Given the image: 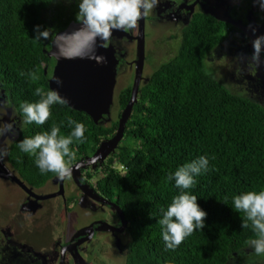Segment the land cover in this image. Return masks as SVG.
<instances>
[{
    "label": "trees",
    "instance_id": "16d2710c",
    "mask_svg": "<svg viewBox=\"0 0 264 264\" xmlns=\"http://www.w3.org/2000/svg\"><path fill=\"white\" fill-rule=\"evenodd\" d=\"M56 1L0 0V87L22 120L20 105L40 99L35 89L51 90V38H36L37 26L56 33L77 20L79 7L62 6L60 0L52 20L46 11ZM226 26L208 15L185 29L176 54L156 65L149 81L141 85L123 138L104 161L102 186L131 222L125 264H227L236 253L245 256L246 241L256 238L251 226L241 227L243 214L231 205L237 194L264 190V105L250 95L245 80L235 82L238 88H233L207 60L225 39ZM131 92L129 81L118 93L112 119L103 123L66 103L51 106L45 124L24 125L11 151L13 164L36 186L57 175L42 174L36 157L21 151L18 144L25 137L50 132L53 125L60 127L61 135L70 134L69 116L85 125L87 138L70 145L75 152L70 162L92 155L115 133ZM200 156L208 157L209 170L196 176L197 183L186 191L196 195L207 212L205 227L175 250L166 249L158 220L181 191L168 176Z\"/></svg>",
    "mask_w": 264,
    "mask_h": 264
},
{
    "label": "flooded vegetation",
    "instance_id": "af4514ba",
    "mask_svg": "<svg viewBox=\"0 0 264 264\" xmlns=\"http://www.w3.org/2000/svg\"><path fill=\"white\" fill-rule=\"evenodd\" d=\"M60 1L62 6L76 7L80 2ZM55 10L57 2L51 9V19L57 13ZM208 15L227 26L225 39L217 44L207 60L217 68L220 65L217 66L215 60L225 64L231 62L226 72L218 69V73L225 80L229 77L245 80L250 95L264 105V52L254 75L249 67L253 41L264 35V8L259 0H160L158 7L138 22L135 32L114 30L108 46L118 59L117 82L121 73L129 79L126 70H130L133 86L141 47L140 87L148 82L154 67L176 54L185 29L196 18L207 19ZM51 60L55 65V59ZM0 101L10 104L6 115L0 113V122H12L16 132L0 138V146L9 152L0 160V233L4 235L0 236V264H117L116 257L120 264H125L130 254L131 222L102 186L101 180L106 176L105 162L88 164L77 171L74 165L80 161L86 164V158L92 156L83 155L69 162L74 169L71 178L60 179L54 175L39 186L30 183L13 164L11 155L13 145L22 135V117L1 87ZM57 192L62 194L54 195ZM75 209L86 215V221L79 224L77 220H69ZM14 233H25L24 238L19 239ZM249 250L245 248L247 253L243 257L236 253L227 264L264 262L263 258H246L253 253Z\"/></svg>",
    "mask_w": 264,
    "mask_h": 264
},
{
    "label": "clouds",
    "instance_id": "9594fccd",
    "mask_svg": "<svg viewBox=\"0 0 264 264\" xmlns=\"http://www.w3.org/2000/svg\"><path fill=\"white\" fill-rule=\"evenodd\" d=\"M264 8V0H259ZM160 0H80L77 21L81 27L73 33L56 34L51 29L40 30L37 26L36 38L47 40L51 38L56 45V53L65 59H92L99 64L107 63V58L98 54V47L107 48L114 30L135 32L138 22L146 18L158 7ZM101 43H97V41ZM253 54L249 67L254 75L260 63L261 53L264 52V35L257 36L253 41ZM23 74V73H22ZM32 79L36 77L33 74ZM59 83V79L57 78ZM35 96L40 97L36 102H25L20 105L24 125L45 124L52 115L51 106L65 104L66 100L57 90L45 93L37 87ZM10 106L7 101H0V113L6 115ZM15 113V110H13ZM71 132L60 134V127L53 125L50 132L37 133L25 137L18 144L21 151L36 157L35 163L40 172L56 173L58 178H71L70 161L75 159V152L70 149L74 142L85 143V125L76 122L72 117L67 118ZM16 134L12 122H0V138L8 134ZM9 155L8 149L0 146V160ZM67 158V159H66ZM209 170V159L200 156L198 159L178 167L170 173L168 180H174L180 194L175 196L163 216L158 220L162 226V238L166 249L175 250L184 240L196 230H203L206 224L207 212L198 204V197L188 191L197 183L195 177ZM226 204L227 201H222ZM233 209L242 213L243 229L251 226L256 238L246 241L256 255H264V190L246 191L233 197Z\"/></svg>",
    "mask_w": 264,
    "mask_h": 264
},
{
    "label": "water",
    "instance_id": "95a60500",
    "mask_svg": "<svg viewBox=\"0 0 264 264\" xmlns=\"http://www.w3.org/2000/svg\"><path fill=\"white\" fill-rule=\"evenodd\" d=\"M214 15L223 19V17L217 16L215 13ZM80 27L81 24L79 22L72 21L65 29L56 34L73 33ZM97 43L101 42L98 40ZM56 51V45H53L51 42L48 56L54 58L56 63L52 76L49 78L50 89L57 90L65 98L68 106L75 110L86 112L96 123H103L101 120L109 121L114 103V90L117 84L118 72V59L113 49L109 46L107 48L98 47V54H102L107 58V63L105 64H99L95 60L87 58L65 59L59 57ZM141 52H143V47L139 48L140 60L135 70L131 97L121 112L115 134L100 143L94 154L86 158V164L82 161L75 164V170L80 171L81 167H86L88 164L102 163L110 154L116 151L119 142L123 138L133 107L138 100L143 71ZM45 72H47V67L45 68ZM57 78L60 81L59 83L57 82ZM20 183L25 186L23 182L20 181ZM58 194L62 193L57 192L54 195ZM51 196L47 195V197Z\"/></svg>",
    "mask_w": 264,
    "mask_h": 264
},
{
    "label": "rangeland",
    "instance_id": "374dc122",
    "mask_svg": "<svg viewBox=\"0 0 264 264\" xmlns=\"http://www.w3.org/2000/svg\"><path fill=\"white\" fill-rule=\"evenodd\" d=\"M57 1H59V0H57ZM56 1V2H57ZM51 9H53V7H51V8H49L47 11H46V13H47V15L48 16H52V14H51ZM215 64L218 66V65H220L219 67H218V69L220 70V69H222L223 71H227L229 68H230V66L232 65V63L231 62H227L226 64H225V62L224 61H221V60H215ZM160 65V64H159ZM219 74V73H218ZM126 75L129 77V79L128 78H126V76L123 74V73H121L120 74V77H119V81L117 82V84H116V87H115V90H114V103H113V105H115V102L118 100V98H117V96H118V93H119V91L121 90V88L123 87V86H125L129 81H132V72L130 71V70H126ZM220 75V74H219ZM237 79H238V77H236V78H234V79H232L231 77H229L228 78V82L232 85V87L233 88H238L237 87V85L235 84V82L237 81ZM236 91V90H235ZM115 108H117V106H113V108H112V111H113V109H115ZM111 119H112V113H111ZM110 121V120H109ZM108 122V121H107ZM125 140V139H124ZM65 218H67L66 216H65ZM64 218V219H65ZM69 218V220L72 222L73 220H77L78 221V223L79 224H81V223H83L84 221H86V219H87V217H86V215L85 214H83L81 211H79V210H77V209H75V211H74V214L73 213H70V217H68ZM85 219V220H84ZM14 234H16V236L15 237H17V238H19V239H22V238H24V234L23 233H21V234H17V233H14ZM0 236L1 237H4V235L3 234H1L0 233ZM249 248H250V253L251 252H253V253H251L250 254V256H249V258H257V259H261V258H263V257H261V256H263V255H256L255 254V252H254V250L249 246ZM264 259V258H263ZM117 261V264H120V262H118V257H116V260H115V262ZM255 264H264V262H262V261H258L257 263H255Z\"/></svg>",
    "mask_w": 264,
    "mask_h": 264
}]
</instances>
